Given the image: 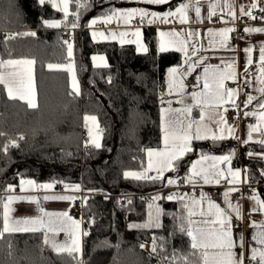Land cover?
Instances as JSON below:
<instances>
[{
	"label": "trees",
	"instance_id": "obj_1",
	"mask_svg": "<svg viewBox=\"0 0 264 264\" xmlns=\"http://www.w3.org/2000/svg\"><path fill=\"white\" fill-rule=\"evenodd\" d=\"M80 26L74 29L73 59L80 94L73 93L66 70L47 65L64 63L66 45L59 41L58 28H47L44 20L63 21L64 16L39 0H0V30L15 31L14 38L0 36V59L30 58L33 65L37 107L20 99H9L0 85V198L9 185L22 178L50 182L55 188L79 185L84 197L82 258L57 253L36 232L5 233L0 237V264H184L190 239L179 227L186 226L180 200L154 202L162 209L160 227L134 228L148 221L150 202L135 196L120 205L118 194L157 189L163 180L136 181L125 178L128 170L144 166L146 150L160 145V111L167 94L166 71L181 62L175 50L161 53L153 26L142 28L147 48L138 52L132 44L91 39L89 21L113 8L129 7L130 0H80ZM76 0H69L67 26L75 19ZM100 24V23H97ZM35 32V36L16 35ZM99 54L105 65L91 58ZM163 101V103H162ZM94 115L101 133V147L84 146L82 116ZM23 136V139L19 137ZM16 141L12 146L10 141ZM9 145L7 152L4 146ZM177 169L182 172L203 154H231L234 165L244 166L248 182H264V160L249 153L264 151L259 142L241 144L227 138L193 140ZM131 200V204L128 201ZM152 212H154L152 210ZM0 229L2 215L0 202ZM157 238L156 252L141 245ZM163 238V239H162ZM175 254H174V251ZM167 257V259H165Z\"/></svg>",
	"mask_w": 264,
	"mask_h": 264
},
{
	"label": "snow or ice",
	"instance_id": "obj_2",
	"mask_svg": "<svg viewBox=\"0 0 264 264\" xmlns=\"http://www.w3.org/2000/svg\"><path fill=\"white\" fill-rule=\"evenodd\" d=\"M40 4L43 5L46 2L51 5V7L59 12L63 13L64 20H44L43 24L47 28H59L62 23L67 26L69 18V0H39ZM140 3L146 5H170L172 0H139ZM201 0H195V4L198 5ZM87 5H82L80 0H76V12H73L72 15L75 19L71 22V29H75L80 26L79 20V9ZM192 5L191 0L189 3H181L175 11H168L164 13H159L156 11H150L147 8H129V9H110L109 12L105 13L103 16L96 19H92L88 23L89 28H93L97 23L105 25H111L115 22L118 26L123 24L128 26L131 31H92L93 40H96L98 36L103 37L105 40L117 39L119 38L120 43H135L137 45V50L147 51L141 44L142 31L141 26L147 23L148 25L152 24H171L178 22L179 24H189L192 22H202L200 20L201 12L200 7L195 6L196 21H190L188 15V9ZM219 3L209 2L208 6V15L207 19L211 20L212 16L215 14V9L220 7ZM234 6V0H224L221 10L224 8L228 9L229 13L232 15L233 20L238 17L232 8ZM257 4L254 2L248 6L247 10L244 5L240 6V16L248 15L250 19L256 20L258 17L251 16V10L256 9ZM261 12H264V8L260 9ZM139 18V25L133 26L132 22ZM159 41L158 48L161 53L167 52L169 50H175L177 52H182L185 59V64H187L186 72L180 74V69L178 67H170L168 69V74L170 77L168 83L169 94L173 91H176L180 96L179 103H184V81L183 76L190 75L197 67L204 63L207 59L206 57H199L194 63L191 61L189 55V47H191V54L195 55L199 52L203 46L200 48L196 47L195 39L199 38L201 33L199 31L188 30L186 33L183 29L176 30L175 28L168 31L157 29ZM234 28L225 27L214 31L213 29H208L207 35L211 37L209 39V46L212 47L217 43V37L219 38L218 43L221 47H228L229 33L234 32ZM245 32H264V28H252L246 27ZM16 35H30L35 36V32L27 33H17ZM135 37L134 40L125 39L128 36ZM9 39H13V36H9ZM64 45H66L67 57L71 61L73 56V44L70 40H64ZM244 52L247 54L246 63L244 65L243 72L239 75L244 77L249 76V66L253 64V59L251 56L252 48L248 47L244 49ZM93 61L100 60L104 61V57L94 56ZM35 64L33 59H8L0 60V85L7 90L9 99H21L26 100L29 108H36L37 104L35 101V91L32 87V66ZM99 66V65H97ZM49 70H67L72 75V90L76 95L80 94L79 86L75 78L73 71V64L69 62L66 65L62 64H51L47 65ZM5 69H10V71H4ZM258 73L256 76V83L260 85L256 88V91L260 93L259 103L256 109L252 111H245L244 116H254L257 119V124L248 125V136L247 140L242 141V143H248L253 139L252 133L258 132L261 134V139L258 141L262 149H264V45H261L259 49V62H258ZM180 74V79H177V75ZM238 74L235 71V61L227 63L224 69H221L218 65H207L203 68V88L201 91H193L191 95L192 104L186 105L183 109L172 110L161 109V131L163 133V149H147V166L143 167L141 171H125L123 173L125 178H131L136 181H157L164 178V173L166 171L175 170L180 161L183 159L185 154L191 152L192 141L193 140H206L212 139L213 141H219L225 139V129H227V134L229 136H234L235 126L228 124L225 119L224 113L228 111L227 107H224L227 104L232 105L237 112L240 111L239 105L236 100L240 94L239 88H228L226 87L225 82L228 80L236 81ZM195 87H199L201 82V76L196 77ZM249 85L252 84L251 79L246 81ZM246 99L244 101V107L247 108L248 105L252 104L254 100L258 98L251 93H245ZM163 103V101H162ZM171 104V101H168ZM194 105H200L201 111L199 120L189 119L191 117L192 108ZM223 108V112L220 109ZM175 111L177 114L184 116L185 119H188V123L185 125L183 120L173 122L169 120V113ZM217 117H219L217 119ZM85 122L87 126V121L91 120L95 122V116H85ZM206 119L217 125L215 131H213L207 123ZM223 125V127H221ZM0 135L4 133L0 132ZM89 137H92L91 129L89 130ZM23 139V136L19 137ZM91 144L96 148H100L101 144L98 139L91 138ZM86 142V146H87ZM12 146H16V141H10ZM9 145L4 146V151L7 152ZM252 155V153H249ZM261 158H264V151L260 154ZM231 154L224 156H209L202 155L200 160L194 161L189 170V174L186 177V182L189 184H195L197 178L202 180L204 184L210 183H220L222 179L227 180L228 184H235L237 179L241 176L239 170H233L228 168L227 173L218 167L219 164L230 163ZM205 161H211L209 167L204 166ZM155 172V175H150V173ZM264 175V172L261 173ZM231 177V179H228ZM243 183H247V177L245 176ZM176 183L175 179L168 178L167 185H174ZM30 188H41V189H52L54 187L53 183L37 184L33 180H23L20 181V191H26V187ZM71 188L73 191H79V185H65V189ZM239 189L233 187L229 188L225 192V203L227 208H222L220 205L213 203L208 197L205 196L203 192L200 194V198H192L191 205L188 203L184 204V210L187 212L186 217V226L182 222L179 231L181 233H186L190 239V248L191 252L189 256H194L197 259L192 261L188 259V256H182L184 264H246L247 254L246 252H236L233 251L236 248V244L233 239V226L231 223V213L235 212L236 218L239 219L241 212L239 205H233L231 201L227 199L229 194L233 191H238ZM8 193L14 191V186L9 185L6 189ZM187 194L179 196L175 193L170 194L166 197L167 200L171 201L174 199H179L184 201ZM165 197L159 195L152 197V202L148 204L149 213L148 221L144 224H133L130 227L134 228H151V227H160L159 224V215L162 214V209L158 206L155 209L156 215L153 216L152 209L154 207V202ZM28 199L33 202L36 201V197H24L16 195H7L6 198H0V202H3V228L0 229V237L5 233H14V232H36L40 231L41 228L45 226V222L40 219H25V220H13L10 218V212L13 201ZM44 200H74V196L66 195H45ZM250 199L255 200V203L258 207L253 208L252 211H260L264 213V201L259 200L256 196H252ZM207 201V209L205 210L203 205ZM131 204V200L128 201ZM200 206V210L196 211V206ZM40 211L43 212L45 216H48L50 219L47 222L48 231L58 234V230L55 227L57 221L61 225H65L67 222H70L71 228L61 227L59 230H63L67 233L68 239L71 243L67 241L64 243H58L56 241L52 242V248L57 253H68L73 255L76 252L80 251V242L79 238L76 235V230L79 229L80 221L73 219L68 212L61 213H47L44 212L43 208H40ZM199 216L202 219L194 220L193 217ZM55 217V220L51 218ZM252 227L261 229L254 235L252 238L256 241L257 244L264 245V223L256 224L252 222ZM83 235H88L87 232H84ZM163 239V238H162ZM44 243L48 244V234L45 232ZM163 248V244H157V238L153 236L152 238V251L156 252L157 247ZM145 247V245H141ZM241 248H244L245 245L243 240L240 244ZM175 254V249L173 250ZM257 255H259V264H264V251L260 249L253 248L251 259L255 260ZM167 259V257L165 258ZM169 264H175V261H169Z\"/></svg>",
	"mask_w": 264,
	"mask_h": 264
},
{
	"label": "crops",
	"instance_id": "obj_3",
	"mask_svg": "<svg viewBox=\"0 0 264 264\" xmlns=\"http://www.w3.org/2000/svg\"><path fill=\"white\" fill-rule=\"evenodd\" d=\"M132 4L128 8H147L150 11H156L159 13H164L168 11H175L177 7L180 6L181 3H189V0H172L170 5H146L143 3H140L139 0H130ZM59 2V0H58ZM192 5L188 9V15L190 21H196V13H195V6L200 7V12H201V17L200 20L202 22H192L189 24H179L178 22L176 23H171V24H152L148 25L145 23L144 25L141 26V31L142 28L145 26H153L156 30V38H157V44L159 41V36H158V31L157 29L168 31L170 29L175 28L176 30H181L183 29L185 33L188 30L192 31H199L201 33L199 38L195 39V44L197 48H200L201 45L203 48L197 52L195 55H192L191 52V47H189V55L191 57V61L194 63L199 57H206L207 59L204 61L203 64H201L199 67H197L190 75L183 76V81H184V103L181 104L178 101L180 100V96L177 94L176 91H173L171 94H169V89H168V83L170 80L169 74H168V68L166 71V83H167V94L165 97V102L164 105L161 107L164 109L171 108L172 110L176 109H183L186 105L192 104L191 100V93L193 91H201L203 88V68L207 65H213V66H219L221 69H224L227 63H230L232 61H235V71L238 74V78L236 81L228 80L225 82L226 87L228 88H239L240 94L237 97V104L239 105L240 111L237 112V110L230 104L225 105L224 107H232L235 110V115H234V120L231 123H228L230 125L235 126V133L234 136H229L227 134V129H225V139L227 138H233L238 140L241 144L242 141L247 140L248 136V125L249 124H257V119L254 116H244L243 113L245 111H252L257 108L259 99H260V93L256 91V88L259 87L256 83V76L259 75L258 73V62H259V49L261 45H264V32H246V38L241 40L238 43H231L228 40V47H221L218 43L219 38L217 37V43L210 47L209 46V39H211L210 36L207 35L208 29H213L214 31H218L219 29L225 28V27H230V28H235L236 26V20L241 18L240 16V6L244 5L246 10L248 6H250L252 3L257 4V9H262L264 8V0H234V6L232 8V12L236 14L238 17L237 19L233 20L232 15L229 13L228 9L224 8L223 11L221 10L224 0H201V2L196 5L195 0H191ZM209 2L211 3H219L221 6L217 7L215 9V12H219V17L217 23H210L209 19H207L208 15V6ZM243 17V16H242ZM139 24H133V26H137ZM246 27H252V28H264V12H262V15L256 19L253 20L252 22L248 24H244L241 26L242 29H245ZM6 30V29H4ZM111 31L115 30L117 32L119 31H131L128 26H124L123 24L117 25L115 22H113L111 25H105L103 24H96L93 28H89V34L91 39L93 40L92 37V31ZM230 34V33H229ZM228 34V35H229ZM125 39H131L134 40L135 37H132L131 35L126 37ZM98 42H103V41H114L118 44H122L119 41V38L113 40H105L103 37L98 36L96 40ZM123 44H132L137 50V45L135 43H123ZM141 44L145 47L143 37H141ZM251 47L252 48V59H253V64L249 66V76L246 78L243 75H239L240 73L243 72L244 65L246 63L247 59V54L244 52L245 48ZM146 48V47H145ZM138 51V50H137ZM138 52H144L143 50H140ZM181 54V62L177 65L171 66V67H178L180 69V74L186 72L187 69V64H185V59L186 57L182 52ZM100 57L103 55H93L92 58ZM91 58V61H92ZM11 59H30V58H11ZM0 60H8V59H0ZM74 62V59H72ZM98 63H101L100 60H96ZM98 65H103V64H98ZM73 68L75 71V62L73 63ZM4 71H10V69H5ZM76 74V72H75ZM180 74L177 75V79H180ZM201 76V82L199 87H195L196 85V77ZM251 79L252 84L249 85V90L246 91L243 88L240 87L238 82H242L244 80ZM32 87L34 88L35 91V101L37 102L36 99V90H35V83H34V72H33V66H32ZM6 93L7 90L5 89ZM245 93H251L252 95L256 96L258 99L254 100L252 104L248 105L247 108L244 107V101L246 99ZM8 95V94H7ZM21 100V99H20ZM26 102V100H22ZM168 101H171V104L168 103ZM27 103V102H26ZM200 111H201V106L200 105H194L192 108V113L191 117L189 119H195L199 120L200 116ZM221 112H223V108L220 109ZM225 116V113H224ZM243 117H248V120L245 121L241 118ZM169 120L173 121L174 123L183 120L184 124L186 125L188 123V119H185L184 116H181L177 114L175 111L169 113L168 116ZM219 117H217L218 119ZM205 123L208 124V126L215 131L217 128V125L211 121H208L206 119ZM83 126H85L83 124ZM160 127H161V111H160ZM223 127V125H221ZM253 139L249 142H258L261 139V134L258 132H253L252 133ZM248 142V143H249ZM164 148V143H163V133L161 131L160 134V145L155 148L151 149H163ZM252 153V155H249L250 157H255V158H261L259 155L260 153ZM203 155H209V156H224V155H229L227 153H211V154H203ZM202 155H199L195 157L188 168L185 170V172H182L181 169H175L172 171H166L164 173V180L163 183L167 184V179L172 178L174 179V174L181 172L183 175L186 177L189 174V170L192 166V163L194 161L200 160ZM147 150H146V155H145V163L143 167L147 166ZM211 161H205L204 166L209 167L211 165ZM218 167L222 168L225 173H227L228 168H232L233 170H239L241 172V176L237 179V182L235 184H228L227 180L222 179L220 183H210V184H204L202 180H199L197 178V181L195 184H189L186 183V185L181 189V191L177 194L179 196H183L187 194L186 199L184 201H181L183 204L188 203L191 205V200L192 198H196L197 200L200 198L201 192L205 194L206 197H208L213 203H216L220 205L222 208H227V204L225 203V192L228 191L229 188L235 187L238 183L242 182L244 177L246 176V172L244 169V166L241 164L239 165H234L230 159V163L226 164H219ZM139 170H134V171H141ZM155 172L150 173V175H155ZM23 180H33L37 184H45V182H37L36 180L32 178H22ZM228 179H231V177H228ZM21 179L18 181L17 187L14 188V191L12 193H8L7 191L3 192L1 195V198H6L7 195H16V196H24V197H36V201L33 202L28 199L24 200H16L13 201L12 204L10 205L11 207V212H10V218L13 220H25V219H40L45 222V226L41 228L40 232L43 235V239L45 238V232L47 231L48 234V240L49 243L47 244L52 248V242L56 241L58 243H64L68 242L71 243V241L68 239V235L65 231L59 230L61 227H69L71 228L70 222H67L65 225H61L59 221L56 222L55 227L58 230V234H54L51 231H48L47 228V222L49 221V217L45 216L43 212L40 211V208H43L44 212L47 213H61V212H68V207L70 204V200H44L43 197L45 195H66V196H74L75 198L78 196V194L81 191V187L79 191H73L71 188L65 189V185L55 188L53 187L52 189H41V188H30L27 185L26 191L21 192L19 185H20ZM72 186V185H70ZM198 190V193L195 190ZM258 189V193H250L246 197H244L242 200H231L230 199V193L227 199L231 201V203L235 205H239L240 207V218L237 219L235 212L231 213V223L233 226V239L236 244V248L233 249V251L236 252H246L247 254V262L246 264H259V255H257L255 260L251 259L252 256V249L257 248L260 249L261 251H264V245L257 244L255 240H253V236L257 234L258 231L261 229H258L256 227H252V222H255L256 224H262L264 223V213L260 211H252L253 208L258 207L255 203V200L250 199L252 196H256L259 200L264 201V184L260 186ZM179 200V199H178ZM156 204L154 203L153 211L156 209ZM204 209H207V201H205L203 205ZM200 210V206H196V211L198 212ZM185 211V210H184ZM3 202H1V215H2V228H3ZM186 216L187 212L185 211ZM73 219L80 221L79 229L76 230V235L79 238L80 242V251L76 252L75 254L79 259L82 258V240H83V216L80 217H72ZM52 220H55V217L51 218ZM194 220H200L202 219L199 216L193 217ZM243 240V243L245 245L244 248L240 247L241 241Z\"/></svg>",
	"mask_w": 264,
	"mask_h": 264
},
{
	"label": "built area",
	"instance_id": "obj_4",
	"mask_svg": "<svg viewBox=\"0 0 264 264\" xmlns=\"http://www.w3.org/2000/svg\"><path fill=\"white\" fill-rule=\"evenodd\" d=\"M251 16H256L260 17L262 15L261 10L259 9H253L251 10L250 13ZM219 17V12H215V14L212 16L211 20H209L210 23H217ZM253 20L249 18L248 15H245L238 20H236V26H235V31L229 34V41L231 43H238L244 38H246V32L244 29L241 28L242 25L248 24L252 22ZM139 18H136L132 24H139ZM59 30V35L58 39L59 41L63 42L64 40H70V42H73V35H74V29H71V27L66 26L64 23L61 24V26L58 28ZM15 31L13 30H0V36L1 37H7V36H12ZM247 80H244L242 82H238L241 88L244 90L248 91L249 90V83L246 82ZM228 111L225 113V119L227 120L228 123H231L234 120V115H235V110L232 107H227ZM245 121L248 120V117H243L241 118ZM89 133V130L86 126H83L81 128V139L85 140L87 135ZM176 180V183L174 185H167L164 184L163 186L157 188V189H149L145 191H137V192H131V193H122L118 194L119 197V203L120 205H125L127 198L130 196H135L139 198L140 200H144L147 202H152V197L154 196H161V197H167L170 194H178L181 189L186 185V176L183 174L177 175L174 177ZM264 182H248L243 183L240 182L238 183L235 188L239 189L238 191H233L230 194V199L231 200H242L245 196L249 195L253 188H259L262 186ZM198 193V190H195ZM85 193L83 190L80 191L78 196L74 199L71 200L69 207H68V214L71 217H82L83 213L85 211L84 208V197ZM162 198V199H165ZM156 202V201H155Z\"/></svg>",
	"mask_w": 264,
	"mask_h": 264
},
{
	"label": "rangeland",
	"instance_id": "obj_5",
	"mask_svg": "<svg viewBox=\"0 0 264 264\" xmlns=\"http://www.w3.org/2000/svg\"><path fill=\"white\" fill-rule=\"evenodd\" d=\"M119 9H129V8H128V7H123V8H119ZM95 55H98V54H95ZM103 57H104V56H103ZM72 59H73V56H72ZM72 59H71V61H69V60L67 59L64 63H61V64H62V65H66V64H68L69 62H71V63L73 64L74 62H73ZM92 63L95 64V65H98V64H103V65H105V64L107 63V61H106V58L104 57V61H103V62L98 63L97 61H93V59H92ZM66 71H67V70H66ZM73 71H74V68H73ZM67 73H68V77H69V86H70V88H71V90H72V75H71L68 71H67ZM74 74H75V71H74ZM75 78H76V81H77L78 86H79V82H78V79H77L76 74H75ZM79 91H80V86H79ZM85 116H94V115H91V114H84V115L82 116V124H84V125L86 126V122H85V119H84ZM86 127L88 128V130L91 129V132H92V137H91V138H96V139H98V141H99V143H100V142H101V133H100V128H99V125H98L97 119L95 120V122H93V121H91V120L87 121V126H86ZM91 138L89 137V133H88L86 139L82 141V144H83L84 146H86V142H88V143H87V146H89V145L93 146V145L91 144V142H90ZM128 171H134V170H128ZM45 183H50V182H45ZM252 192H254V193H258V189H257V188H253ZM252 192H251V193H252ZM245 197H246V196H245ZM155 215H156V212L154 211V212H153V216L155 217ZM143 245H145L144 248H145L146 250H148L149 252H152V242H146V243H144Z\"/></svg>",
	"mask_w": 264,
	"mask_h": 264
},
{
	"label": "water",
	"instance_id": "obj_6",
	"mask_svg": "<svg viewBox=\"0 0 264 264\" xmlns=\"http://www.w3.org/2000/svg\"><path fill=\"white\" fill-rule=\"evenodd\" d=\"M181 172L175 173L174 176H177L178 174H180Z\"/></svg>",
	"mask_w": 264,
	"mask_h": 264
}]
</instances>
